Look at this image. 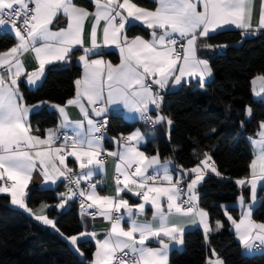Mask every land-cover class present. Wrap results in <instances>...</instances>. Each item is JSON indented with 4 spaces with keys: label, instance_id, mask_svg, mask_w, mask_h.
Returning a JSON list of instances; mask_svg holds the SVG:
<instances>
[{
    "label": "snow or ice",
    "instance_id": "6c2138e0",
    "mask_svg": "<svg viewBox=\"0 0 264 264\" xmlns=\"http://www.w3.org/2000/svg\"><path fill=\"white\" fill-rule=\"evenodd\" d=\"M158 3L159 7L155 10H148L132 0H94L95 11L89 12L73 0H0V26L10 25L18 41L7 51L0 52V69H3L0 72V182H3L0 194H8L13 206H18L59 233L54 219L46 214L37 215L28 207L26 189L38 166L45 181L55 183L61 177L69 179V183L74 184L78 191L66 185L67 191L59 194V204H42L39 210L43 212L49 207L62 209L77 196L82 198V209L85 207V198L90 201L87 208H98V212L89 215L104 216L111 222V228L104 240L95 242L97 248L93 264H169L170 243L174 241L176 245L183 244L184 229L169 222V214L173 212L195 215L199 223L204 225L205 233L210 230L206 221L208 213L202 209L197 211L195 205L198 201L196 188L205 179L206 173L210 171L216 176L221 175L211 155L205 153L196 166L183 170L182 175L178 171L175 182L167 165L163 173L157 170L154 175H149L148 169L160 165V160L158 154L149 157L139 150L138 145L144 142L139 130L123 137L122 151L108 153L118 157L119 161L116 165L115 196L99 195L93 183H89L87 189L79 188L82 180H90L94 175L92 166L102 165L99 157L103 136L98 134L107 124L106 119L94 122L88 118L85 103L92 106L91 111L96 117L103 116L107 106L122 104L129 111L139 113L140 119L146 124L153 127L157 124L171 126L172 119L160 113L164 100L160 93L168 87L170 81L175 86L182 82L189 83L184 78L195 76L199 78L202 87L205 79L212 76L208 62L196 56L197 40L208 37L225 25H235L244 30L241 42L257 34L251 24L254 0H158ZM59 13L67 18V23L53 31L51 26ZM90 16L92 24L88 33L89 46H85V21ZM101 21L104 22L102 43H98ZM136 21L152 29L150 41L139 36L129 38L125 34L126 25ZM258 27L264 29V0L260 2ZM108 46L119 48L121 62L118 65L99 58L90 59V56H101L103 48ZM74 48L84 53L78 57L85 69L83 77L75 81L74 98L67 100L65 106H51L62 117V127H68L71 123L65 111L66 106H78L87 119L88 130H78L70 146L65 136L63 145L53 147L60 138L57 130L48 129L45 138L32 134L28 115L33 109L48 102L40 101L31 106L24 102L18 85L19 78L26 73L21 56L29 51L35 54L38 66L26 77L27 83L34 85L44 75L46 65L67 63ZM256 79L262 82L260 92H264V75ZM153 85L157 86L155 92ZM149 105L155 107V118L148 114ZM82 128L83 122H77V129ZM260 129V139L252 141L260 147L257 159L251 164L253 179L250 182L246 179L236 181L242 188L250 183L249 197L252 200L256 197L257 167L264 178V121L260 122ZM133 141L136 146L130 143ZM67 156L75 157L80 169L87 171L68 178L67 173L72 170L67 167ZM57 164L62 165L64 170L57 167ZM161 174L169 186H154ZM125 192L141 197L143 202L130 205L121 196ZM162 197H166L167 212L161 204ZM178 200L180 203H177ZM146 203L154 207L153 220L158 223L137 222L135 219L133 209L142 214ZM240 204L244 205L243 195ZM121 209L125 210V214H120ZM125 216L129 221L127 229L122 225ZM227 218L246 247H251L249 240L253 239V231L264 233V223L251 219L250 207L239 221L230 214ZM221 227L223 224L217 221L216 229ZM60 235L63 237V233ZM95 235V232L82 231L78 235L63 238L78 255H83L79 251L78 240ZM165 237L169 242H165ZM153 239L159 247L148 246V242ZM255 239L264 243V235L257 234ZM212 251L215 255V250ZM206 264L224 262L217 257L206 261Z\"/></svg>",
    "mask_w": 264,
    "mask_h": 264
},
{
    "label": "trees",
    "instance_id": "16d2710c",
    "mask_svg": "<svg viewBox=\"0 0 264 264\" xmlns=\"http://www.w3.org/2000/svg\"><path fill=\"white\" fill-rule=\"evenodd\" d=\"M133 1L149 9L157 5L156 0ZM74 3L88 9L94 7L92 0H74ZM243 32L225 29L210 35L209 42L222 48L210 59L213 79L202 87L199 81H193L165 93L162 109L173 121L171 140L165 136L166 124H160L155 126L154 139L144 146L147 153L172 159L182 169L196 166L207 153L221 173L220 176L208 174L197 191L199 204L208 211L211 222L219 221L223 227L208 238L199 227L187 230L183 235V248L171 250L169 264H206L213 249L224 264H264V253H243L227 218L228 213L238 219L240 211L236 202L241 195L250 201L249 188L240 187L236 181L249 174L253 151L248 136L264 121V101L254 99L252 88V80L264 75V30H256V35L241 42ZM125 34L148 36L149 30L131 23ZM15 44L16 38L11 32L0 31V52ZM77 53L78 50L73 51L67 63L48 65L37 87L31 89L21 81L24 102L28 105L39 101L64 104L72 98L75 81L82 72ZM105 55L114 63L120 59L115 50L106 51ZM29 121L33 130L43 133L57 125L58 116L55 111L44 108L31 114ZM144 126L142 122L111 115L105 138L108 148L113 146L109 137L129 134ZM61 188L62 185L55 189L32 187L27 195L28 205L56 203ZM257 196L260 203L253 209L252 216L264 222V184L259 187ZM223 205H227L226 210ZM48 216L55 220L59 233L37 222L26 211L13 207L8 195L0 194V264H88L95 244L91 240L80 241L81 256L63 238L82 231L79 208L73 204L61 212L51 209Z\"/></svg>",
    "mask_w": 264,
    "mask_h": 264
},
{
    "label": "crops",
    "instance_id": "0c3cea01",
    "mask_svg": "<svg viewBox=\"0 0 264 264\" xmlns=\"http://www.w3.org/2000/svg\"><path fill=\"white\" fill-rule=\"evenodd\" d=\"M92 1L94 3V0H92ZM156 1H157V5H156V7L154 9H149V8L140 6L138 4L137 5L140 6V7L145 8V9H148V10H155L157 7H159L158 0H156ZM73 2H74V0H73ZM132 2H134V1L132 0ZM260 2H261V0H254L253 8H252L251 24H252L253 28L256 29V30H264V29H259V27H258L259 14H260ZM80 7H83V6H80ZM83 8H86V7H83ZM86 9L89 10V12H94L95 11V5H94V7L92 9H88V8H86ZM66 23H67V18L65 16H63L62 13H59L57 15V17L53 21V25L51 26L52 30L56 31L59 28L66 26ZM103 23L104 22L101 21V24H100L99 29H98V43H102V31L101 30L103 28ZM131 23H137V24H139V25H141L144 28L149 30V35L148 36H144V35H137V36H139V37H141V38H143L145 40H149V41L152 39V35H151L152 29H149L146 24H144L142 22H139V21L131 22ZM131 23H129V24H131ZM91 24H92V17L90 16L88 18V20L85 21V31H84L85 46H89L88 45V33H89V30H90ZM128 25H126V27ZM126 27H125V30H126ZM225 29H239V28H237L235 25H225V26H223L221 28L216 29L214 32L210 33L208 37L199 38L197 40L196 56L199 59L206 60L210 67H211L210 59L214 55L219 53L222 50V48L219 47V46L212 45L209 42V37H210V35L218 32V31L225 30ZM240 30H242V29H240ZM0 31H8V32H11L14 35V30H12L10 25H8V24H5L4 26H0ZM133 37H136V36H133ZM133 37H129V38H133ZM17 42L18 41L16 39V43ZM205 45H209L210 47H206ZM75 50H78V53L76 55V59H77V62L79 63V65L82 68L81 76L78 78V79H81L83 77L85 69L83 67V63L78 60V57L80 55H83L84 53L81 50H79V48H74L73 51H75ZM109 50H115V51L118 52V54L120 56V59H119V61L117 63L112 62L105 55L106 51H109ZM102 51H103V54L101 56H90V59H97V58L103 59L106 62H111L113 65H118L121 62L120 50L116 46L105 47V48H103ZM21 60L23 62L24 68L26 69V73H25V75L21 76L19 78V80H18L20 93H21V90H20V82L21 81H23L29 88L33 89V88L37 87L42 82L43 77L45 75V72H44V75L41 77L40 80L36 81V83L34 85H29L27 83V79H26L27 74L31 73V71H33V70H35L37 68L38 61L36 60L35 54L32 51H29L27 53H23L22 56H21ZM55 63H58V62H55ZM47 66L48 65H46V67ZM46 67H45V69H46ZM2 71H3V69H0V72H2ZM213 75L214 74H213V70H212V76L210 78H206L204 83L210 82L213 79ZM256 77H258V76H256ZM256 77L252 80L253 97H254L255 100L264 101V92H260V89H261V86H262V82L257 80ZM184 79L188 80L189 83L193 82V81H199V78L195 77V76L194 77H185ZM184 84H188V83H183L182 82L180 85L173 86V84L170 81L168 87L164 91H162L160 94L164 95L165 93H167L169 91L178 89L179 87H181ZM153 91L154 92L157 91V86L153 85ZM257 93H259V95ZM75 94H76V85H75ZM75 94H74V96L72 98L75 97ZM72 98H70V99H72ZM47 102H48V104H43L38 109H33L28 115V118H27L28 121L30 119L31 114H33L35 112H38V111H41L42 109L46 108V109H49V110H52V111L56 112V114L58 116V123H57V125L55 127L45 129L43 133L36 132L35 130L32 129V134L33 135H39V136H41V138H45L48 129H53V130L61 129V130L67 131V132H73L74 133V137H75V134H76V132L78 130H82L84 132H87V130H88L87 119L85 118V116L83 115L81 109L78 106H75V105L66 106L65 111L67 112L68 121H70L71 123L69 124L68 127H62L61 126L62 117L60 116L59 112L54 107H52L51 105L65 106L66 103H64V104H56V103H53V102H50V101H47ZM37 103L38 102H36L34 104H30V106L31 105H35ZM85 107L88 109V118L92 119L94 122H98V120H100L101 118H104V117H109L110 118L111 115L117 114V115H121L127 121H130V122L138 121V122L144 123L143 120L140 119L139 113H135V112L129 111L122 104L121 105H109V106H107V111L101 117H96L94 115V113L91 111V107H92L91 105H87L85 103ZM162 108L160 109V113L165 115V116H168L166 111L163 110ZM148 114L150 116H152L153 118L156 117L157 112H156L155 107L153 105H149V113ZM77 122H83V128L82 129H77ZM29 123H30V121H29ZM158 125H160V124H157V126ZM136 130H139L140 133L144 137V142H142V143H140L138 145L139 150L143 151L149 157H151L153 155H157V153H147L144 150V146H146L147 142L152 141L154 139V136L156 134L155 133V127H149L148 125L145 124L144 127H139ZM136 130H134V131H136ZM260 131H261V129L259 128L254 134L248 136V139H249V142L251 144L252 151H253V159L251 161V164H252V162L254 160L257 159V157H258V155L260 153L259 145L252 142V141H257V140L260 139V136L258 135V133ZM133 132H131V133H133ZM131 133H129V134H131ZM107 134H108V132L104 133L102 135L103 139L101 141L102 150H101V155H100L99 159L102 161V165H99V166H95L94 165V166H92L93 169H94V175L90 178V180H82L80 185H84V184H87L88 182H91L93 184H96V191H97V193L99 195L115 196L116 195V187H117V185L115 184V177L117 175V173H116V165H117V163L119 161H118V157L112 156V155H108V153L109 152H120V151H122L123 150V146H124V140L119 138L118 136L109 137V140L112 142L113 146H112V148H108V146H107V144L105 142V138L107 137ZM129 134H124L123 136L126 137ZM64 143H65V141H64V138H63L58 143H54L53 147H59V146L63 145ZM130 143L133 146H136L134 141L130 142ZM68 144L70 146L71 145V141L68 142ZM159 160H160V165L155 166L154 168H149L148 169V174L149 175H151L152 173H156L157 170H159L161 173H163L164 166L167 165V167H168V169L170 171V174L173 176V182H175L177 180V178H178V175H177L178 171L182 175L183 174V170H185V169H182V168L178 167L174 163V161L172 159H163V158L159 157ZM66 164H67V167L69 169H75L77 171L78 175L81 173V171H87L86 169L85 170H81L80 169L79 162L76 161L75 157L67 156ZM57 167H59L61 170H64V167L62 165L57 164ZM133 167H135V166H133ZM49 171H52L51 168H49ZM256 173L257 174H256V177H255V181H256L257 188H256L255 200L250 199V201H246L244 199V205L240 204V198L237 200L236 205H237V207L239 208V211H240V214H239V217H238L237 221H239V219H241L243 217V215L247 211H249V207H250L251 219L253 221L257 222V223H264V222H260V221L254 220L253 216H252L253 209L260 203V198H258V196H257L258 189H259V187H261L264 184V178L261 177L259 167H257ZM208 174H213V173L208 171L206 173L205 177ZM213 175H215V174H213ZM64 178L65 177L59 178L55 183H52L51 181H45L43 176H42V174H41L40 167L38 166L37 169L33 172L32 179L29 182L28 187L26 189V202H27L28 192H29V190L32 187L35 186V187H39V188H52V189H55L58 186L63 184ZM239 179H246L249 182L253 179L252 171H251V165H250L249 174L247 176L239 178ZM239 179H237V180H239ZM8 183H11V182H8ZM2 185H3V182H0V186H2ZM154 186H169V185L167 184L166 181H163V177H162V174H161L160 176L157 177V180L154 182ZM198 186H197V188H198ZM245 186L248 187L249 190H250V183H247ZM197 188H196V194L198 196V201L196 202V205H195L196 206V210L199 211V210L202 209V210H204V211H206L208 213V211L206 209H204L203 207H201L200 204H199V193L197 191ZM136 190H138V189H134V191H136ZM59 194H60V191L58 192V195H57L58 201L56 203H54V204H51L49 202H42V203H40L39 205H37L35 207H30L29 205H28V207H30L33 210V212H35L37 215H44V214L48 215L49 212L51 211V209H54L57 212H61V211L65 210V209L71 207L74 204L73 201L70 200L65 205V207L62 208V209L61 208H55V207H49L43 212H41L39 210L40 209V205H42V204H46V205H57V204H59L60 203ZM6 195H8V194H6ZM121 196H122V198L128 200L130 205H136L138 203L143 202L141 197H136L132 193H128V192L121 193ZM9 198H10V196H9ZM89 203H90V201H89ZM177 203H180V200H178ZM27 204H28V202H27ZM161 204L164 207L165 212H167L166 197H162L161 198ZM13 207L20 209L18 206H13ZM223 207L226 208L227 205H223ZM91 210H95L96 212L99 211L98 208L89 209V208L86 207L84 209H79L80 220H81V224H82V231L95 232L96 235L94 237H91V238L81 237L80 240H78L77 243L79 244V242L83 241V240H91L95 244V251H96L97 246H96L95 242L97 240L102 241V240H104L106 238V236H107V234H108V232L110 231V228H111V222L108 221L104 216H100V215L92 216V215H89ZM133 212H134V216H135V219L137 220V222H151L153 224L158 223V221L153 220V214L155 212V209L150 203H146L145 204V209H144V212L142 214H138V210L135 209V208L133 209ZM120 214H125V210L121 209L120 210ZM227 215H228V213H227ZM50 219H52V218H50ZM36 221L39 222V223H42L41 221H38V220H36ZM206 221H207V223L209 225V229H210L207 233H205L204 225L199 223V218L197 216H195V215L176 214L174 212L169 214V222H170V224H176V225H179L180 227H182L184 229L183 235H184V233L187 230L199 227L204 232L206 238H208L211 234H214V233L218 232L221 229V228H219L218 230L216 229V223L213 224L211 222L209 213H208V216L206 217ZM122 225L126 229L129 227V221H128V218L126 216H125V219L122 221ZM47 226H49V225H47ZM231 229L233 230L236 238L241 243L242 250H243L244 254L253 255V254H258V253H264V243H262L258 239H255L257 234L264 235V233H258V230L257 231H253V233H252L253 239L249 240V245H251V247H246L245 244L243 243V241L240 239L239 234L235 231V227H234V225H232V223H231ZM164 239H165L166 243L169 242L166 237ZM69 245L71 246L70 243H69ZM183 245L184 244L176 245V243L174 241L171 242L169 250H168V258H169L171 250H173V249L181 250L183 248ZM257 245H258V247H257ZM148 246L156 248V247H159L160 245L158 244V242L155 239H153V240H150L148 242ZM78 248H79V246H78ZM79 251L81 252L80 249H79ZM95 251H94V253H95ZM94 253H93L92 258L89 260L88 264H93L94 259H95ZM217 257L220 258L216 254L215 255L213 254L212 257L209 258V260H215V259H217ZM220 259H222V258H220Z\"/></svg>",
    "mask_w": 264,
    "mask_h": 264
},
{
    "label": "built area",
    "instance_id": "2783aa9c",
    "mask_svg": "<svg viewBox=\"0 0 264 264\" xmlns=\"http://www.w3.org/2000/svg\"><path fill=\"white\" fill-rule=\"evenodd\" d=\"M178 51H179V46H178ZM107 120V124L106 126L102 129L101 133L98 134V135H103L104 133H107L109 128H110V118L109 117H104V118H101L100 120H98V122L100 121H103V120ZM144 122V121H143ZM145 123V122H144ZM146 124V123H145ZM148 125L149 127H153L152 125L150 124H146ZM156 126V125H155ZM154 126V127H155ZM57 135L60 137L59 139H57L55 141V143H58L60 140H62L65 136L68 137V142L72 141V139L74 138V133L73 132H67V131H64V130H61V129H58L57 130ZM124 134H118V137L123 139V136ZM72 171L70 173H67V177L68 178H71L73 175H78L77 171L75 169H71ZM155 173H152L151 175H154ZM121 179H123V177H121ZM91 183V182H88L87 184H84V185H80L79 188L80 189H87V186L88 184ZM66 185H68L69 187H72L73 190L75 191H78V189L76 188V186L74 184H70L69 183V179H66L64 178V181H63V184H62V188L60 190V193H64L67 191V188H66ZM183 186V185H182ZM183 198H186V197H182ZM82 198L77 196L76 198L72 199L73 203L79 208V209H82L81 206H80V200ZM89 203V201L86 200L85 198V207H87V204ZM186 207V206H185ZM83 208V209H84ZM93 212H96L95 210H91L90 213H93ZM258 247V245H257Z\"/></svg>",
    "mask_w": 264,
    "mask_h": 264
},
{
    "label": "water",
    "instance_id": "95a60500",
    "mask_svg": "<svg viewBox=\"0 0 264 264\" xmlns=\"http://www.w3.org/2000/svg\"><path fill=\"white\" fill-rule=\"evenodd\" d=\"M162 96L164 97V100H163V103L161 105V108L163 107V105L165 103V96L164 95H162ZM166 127H167V131H166V135L165 136H166V139L168 141H170L171 140V134H172V131H173V124L171 126L166 125Z\"/></svg>",
    "mask_w": 264,
    "mask_h": 264
}]
</instances>
